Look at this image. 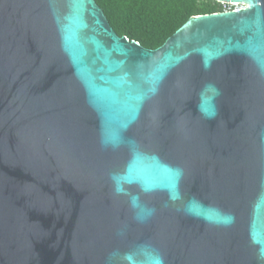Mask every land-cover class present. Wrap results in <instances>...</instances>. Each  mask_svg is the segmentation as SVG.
<instances>
[{
	"label": "water",
	"instance_id": "obj_1",
	"mask_svg": "<svg viewBox=\"0 0 264 264\" xmlns=\"http://www.w3.org/2000/svg\"><path fill=\"white\" fill-rule=\"evenodd\" d=\"M211 1L241 7L147 49L95 0H0V264H264V0Z\"/></svg>",
	"mask_w": 264,
	"mask_h": 264
},
{
	"label": "trees",
	"instance_id": "obj_2",
	"mask_svg": "<svg viewBox=\"0 0 264 264\" xmlns=\"http://www.w3.org/2000/svg\"><path fill=\"white\" fill-rule=\"evenodd\" d=\"M118 36L159 47L189 17L222 11L211 0H95Z\"/></svg>",
	"mask_w": 264,
	"mask_h": 264
},
{
	"label": "clouds",
	"instance_id": "obj_3",
	"mask_svg": "<svg viewBox=\"0 0 264 264\" xmlns=\"http://www.w3.org/2000/svg\"><path fill=\"white\" fill-rule=\"evenodd\" d=\"M209 89L214 90L216 96L219 95V90L215 89V86L212 84H206L204 86V89L201 92V95L203 96V94ZM214 98L215 97H213V100ZM203 115L205 116V118L211 119L215 117L216 111L213 110L211 112H204ZM176 174H177V181L179 182V178L183 175L182 169H177ZM110 179L113 182L114 191L117 195H130L124 188L125 182L122 179L121 173H111ZM143 191H150V189L145 188L143 189ZM172 199L174 201L181 199V196L178 190L176 191ZM196 203H198V201H196L195 198L191 199L188 202V205L186 206V211L190 212L192 206ZM130 205L134 210L139 209L136 215V219L139 221L145 220L154 211L152 209L142 208V206L140 205L139 197L136 195H130ZM144 247L147 248L148 246H144ZM124 259L127 261V264H165L164 257L156 250H151L147 254L142 252L140 259H137L136 256L133 255L132 253H128V254H125Z\"/></svg>",
	"mask_w": 264,
	"mask_h": 264
},
{
	"label": "built area",
	"instance_id": "obj_4",
	"mask_svg": "<svg viewBox=\"0 0 264 264\" xmlns=\"http://www.w3.org/2000/svg\"><path fill=\"white\" fill-rule=\"evenodd\" d=\"M221 7H222V11H230V10H236L239 7H241V5H234V4H225V3H221Z\"/></svg>",
	"mask_w": 264,
	"mask_h": 264
},
{
	"label": "flooded vegetation",
	"instance_id": "obj_5",
	"mask_svg": "<svg viewBox=\"0 0 264 264\" xmlns=\"http://www.w3.org/2000/svg\"><path fill=\"white\" fill-rule=\"evenodd\" d=\"M159 154V153H158ZM164 159H166V161H169L170 163L174 164L176 161H174L173 159H169V157H164Z\"/></svg>",
	"mask_w": 264,
	"mask_h": 264
}]
</instances>
